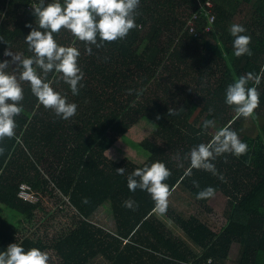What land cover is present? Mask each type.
I'll use <instances>...</instances> for the list:
<instances>
[{"label": "trees", "instance_id": "trees-1", "mask_svg": "<svg viewBox=\"0 0 264 264\" xmlns=\"http://www.w3.org/2000/svg\"><path fill=\"white\" fill-rule=\"evenodd\" d=\"M211 1L212 22L200 10L190 32L187 24L198 10V0H140L135 21L140 27L122 40L104 42L100 48L92 45L91 55L88 46L70 32L54 34L58 44L75 46L81 53L78 65L84 77L78 95L72 94L60 74L53 72L47 78L54 90L77 104L79 123L72 125L70 119L44 108L30 85L21 81L23 112L15 117L16 137L0 145L5 149L0 155V206L13 214L11 220L0 212V252L17 243L25 251L52 246L61 264H92L98 258L109 264H206L208 258L210 264H228L230 247L237 243L233 264H264V77L256 86L260 105L249 124L225 102L226 88L235 79L264 70V0ZM38 2L0 0V62L11 60L4 56L8 48L24 58L33 56L25 37L38 27L31 8ZM182 14H186L183 20ZM237 15L242 17L239 22H235ZM233 24L244 26L242 34L251 37L252 56L234 55V37L229 32ZM207 25L210 29L204 31ZM15 68L12 64L8 71ZM186 76L199 87L196 100L189 84L183 83ZM169 109L175 114L169 115ZM196 109L205 116L199 124L197 119L191 121ZM205 120H214L216 131L230 126L248 145V152L217 157L212 161L216 175L193 169L186 177L187 154L214 136L210 128L199 134ZM141 121L151 134L139 143L143 156L136 160L107 157L115 142ZM157 161L171 172L165 181L170 190L180 185L201 204L210 198L197 199V193L209 186L227 197L226 222L218 232L194 215L183 218L173 211L172 220L185 235L184 241L157 217L146 191H129L127 175ZM40 162L46 164L49 178L41 174ZM120 168L125 169L124 175L116 173ZM21 182L35 191L47 190L51 184L66 198L75 214L65 231L49 241L35 233L19 236L17 218L31 219L39 206L18 197ZM128 199L138 205L136 210L124 206ZM105 203L111 209L114 232L92 221Z\"/></svg>", "mask_w": 264, "mask_h": 264}, {"label": "clouds", "instance_id": "clouds-1", "mask_svg": "<svg viewBox=\"0 0 264 264\" xmlns=\"http://www.w3.org/2000/svg\"><path fill=\"white\" fill-rule=\"evenodd\" d=\"M139 5L140 0H63V3L60 0H52L50 3L39 0L31 5L38 27L26 25L32 30L25 37V43L33 56L24 58L8 48L4 51V56L11 57V60L0 62V145L5 139L16 137L15 117L23 112L21 102L24 99V89L21 81L27 82L38 102L44 108L53 110L57 117L68 120L77 113V104L68 102L66 96L54 90L47 78L53 72L60 74L63 81L70 86L72 94L78 95L80 87L83 86L80 82L84 77L78 65L81 53L75 46L58 44L54 34H59L61 30L70 32L78 41L88 46L86 52L91 55L92 45L100 48L104 42L122 40L130 30L140 27L135 22L136 16L139 15ZM229 32L234 37V55L252 56L253 52L249 47L251 37L242 34L246 32L244 26L233 24ZM0 40L3 38L0 37ZM12 64H15L16 68L9 72ZM262 77L264 70L260 74L250 72L227 86L225 102L234 107L238 116L251 117L259 107L260 93L256 86L260 84ZM249 82L254 86L248 87ZM211 111L212 109H209L210 113ZM173 114L175 110L169 109V115ZM202 127L203 131L199 134L206 133L209 128H215V121L205 120ZM4 151V147L0 146V155ZM247 152L248 145L240 140L237 132L230 126H225L216 131L208 143H200L190 150L185 157L190 162L185 176H190L193 169L216 175L217 170L212 161L217 157L226 153L240 157ZM116 173L124 175L125 169H116ZM170 175L166 165L157 161L150 166L138 167L128 174L127 187L131 192L137 189L146 191L155 203V211L159 215H166L172 190L165 181ZM220 178L223 180L222 176ZM193 184L199 187L197 181H193ZM214 195L215 189L209 186L197 193V199H209ZM83 202L87 203L88 199L83 198ZM124 206L132 210L138 207L131 199L125 200ZM0 264H49V256L38 248L25 251L21 244L13 243L0 252Z\"/></svg>", "mask_w": 264, "mask_h": 264}, {"label": "rangeland", "instance_id": "rangeland-1", "mask_svg": "<svg viewBox=\"0 0 264 264\" xmlns=\"http://www.w3.org/2000/svg\"><path fill=\"white\" fill-rule=\"evenodd\" d=\"M182 13V11H180ZM183 13L185 11L183 10ZM186 17V14H182L180 18ZM242 19L241 15L236 16L235 22H239ZM184 29V26H183ZM193 73H191L192 76ZM195 77L196 75L193 74ZM213 77L207 78V82H211ZM186 76L183 83H188L191 87V95H193V100L199 98V91H196L199 87L195 86V83ZM180 85V84H178ZM182 95V94H179ZM199 109L194 111L191 121L197 119L198 124L205 118L204 114L199 113ZM78 117L75 115L70 118V123L72 125H77L79 123ZM245 121L249 124L250 117L245 118ZM253 131L256 129L252 125ZM150 129L145 125V122L141 121L130 128L128 133L123 139H118L114 147L106 152L107 157L119 160L122 158H130L136 160L140 159L144 154V150L140 147L139 143L145 137H150ZM252 131V132H253ZM216 130L214 128L209 129L211 136L215 134ZM38 168L41 174L49 178L48 170L46 164L39 163ZM35 202L39 203V206L34 212V216L31 219H26L23 217L17 218L19 224V236L24 234H37L48 241L51 237L56 236L68 228L74 217V209L68 204L66 198L62 197L60 193L53 188L51 184H48L47 190H34ZM227 197L220 191H217L215 195L210 198L206 203H199L188 191L183 189L180 185L176 186L172 190V195L169 198V206L166 215H159L156 212L158 218H160L166 227L177 237H180L186 241V237L182 230L178 228L172 220V212L178 213L181 217L186 218L190 215L198 217L201 221L206 223L213 232H218L222 226L225 225L226 219L224 215V210L226 208ZM108 204V203H106ZM1 215L7 218L13 217V214L3 209L0 206ZM92 221L96 223L99 227H102L105 231L114 232V221L109 206H102L100 212L97 216H92ZM237 244L231 245L228 254V264H233L235 259V250ZM46 252L51 260L52 264H61L62 258L58 252L52 247H47L42 250ZM92 264H109L106 260L98 258Z\"/></svg>", "mask_w": 264, "mask_h": 264}, {"label": "built area", "instance_id": "built-area-1", "mask_svg": "<svg viewBox=\"0 0 264 264\" xmlns=\"http://www.w3.org/2000/svg\"><path fill=\"white\" fill-rule=\"evenodd\" d=\"M211 7H212V1L211 0H198V10L192 15L191 19L188 20V26H190L189 31H192V19H195L198 15V13H200V10L202 12H204V14L208 15V22L211 23L213 16L210 15V11H211ZM210 29V26L207 25L206 27H204V31H208ZM18 197L27 201V202H35V194H34V190L31 187L30 184L26 183V182H21L18 186ZM211 263V259L208 258L206 264H210ZM185 264H192V263H185Z\"/></svg>", "mask_w": 264, "mask_h": 264}, {"label": "crops", "instance_id": "crops-1", "mask_svg": "<svg viewBox=\"0 0 264 264\" xmlns=\"http://www.w3.org/2000/svg\"><path fill=\"white\" fill-rule=\"evenodd\" d=\"M102 206H107V207H108L109 204H106V203H105V204L102 205ZM102 206H100V207L97 209V211L94 213L93 217L98 215V213L100 212V209H101ZM109 208H110V207H109ZM110 211H111V209H110ZM112 218H113V217H112ZM113 221H114V220H113ZM93 223H94V222H93ZM95 224H96V223H95ZM125 242H127V241L124 240V243H125ZM233 244H234V243H233ZM236 244H237V243H236ZM238 248H239L238 244H237V248H236V249L233 248V249L235 250L236 254H237ZM236 254H235V256H236ZM49 264H52V263H51V260H49Z\"/></svg>", "mask_w": 264, "mask_h": 264}]
</instances>
